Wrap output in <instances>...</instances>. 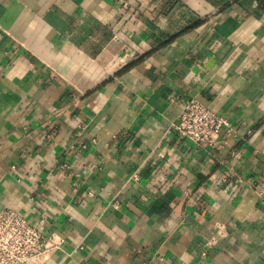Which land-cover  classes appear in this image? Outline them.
Returning a JSON list of instances; mask_svg holds the SVG:
<instances>
[{"label": "crops", "instance_id": "crops-1", "mask_svg": "<svg viewBox=\"0 0 264 264\" xmlns=\"http://www.w3.org/2000/svg\"><path fill=\"white\" fill-rule=\"evenodd\" d=\"M5 209L32 264H264V0H0Z\"/></svg>", "mask_w": 264, "mask_h": 264}, {"label": "built area", "instance_id": "built-area-1", "mask_svg": "<svg viewBox=\"0 0 264 264\" xmlns=\"http://www.w3.org/2000/svg\"><path fill=\"white\" fill-rule=\"evenodd\" d=\"M227 122L194 99L185 102L174 127L175 133L196 145L214 146ZM56 242L17 212H0V264H32L41 260ZM204 256L205 254L202 253Z\"/></svg>", "mask_w": 264, "mask_h": 264}]
</instances>
